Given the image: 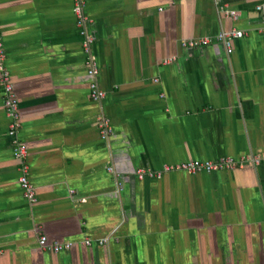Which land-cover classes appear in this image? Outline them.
<instances>
[{
    "label": "crops",
    "instance_id": "crops-1",
    "mask_svg": "<svg viewBox=\"0 0 264 264\" xmlns=\"http://www.w3.org/2000/svg\"><path fill=\"white\" fill-rule=\"evenodd\" d=\"M86 2L101 101L73 0H0L19 106L12 135L0 71V264H264V160L138 177L263 156L264 0ZM233 30L245 37L230 54L215 38ZM204 36L213 43L182 45ZM18 143L37 203L20 183ZM42 234L71 249L40 247Z\"/></svg>",
    "mask_w": 264,
    "mask_h": 264
},
{
    "label": "built area",
    "instance_id": "built-area-1",
    "mask_svg": "<svg viewBox=\"0 0 264 264\" xmlns=\"http://www.w3.org/2000/svg\"><path fill=\"white\" fill-rule=\"evenodd\" d=\"M86 0H73V12L76 17V23L80 30V34L82 37V51L86 56V66L87 73L91 76L90 81V96L94 101H101L105 99L107 93L104 89L101 88L97 81V76L99 74V68L97 67L96 59L92 52V37L87 31V22L89 21L86 16L85 8H86ZM219 12L224 16H231L234 18H238L240 13L237 11H233L229 4H221L219 5ZM245 37V32H241L238 30H233L229 32H221L219 33L215 40L221 44H223L230 54L234 52V41L236 39H240ZM213 43V39L209 36H204L196 39H189L183 42V46L187 48H199L211 45ZM0 71H1V86L3 89V93L5 95L4 102L5 107L7 109V113L9 118L12 120L11 134L13 135L15 131L19 127V106L18 100L15 96L12 79L10 71L6 65V50L4 37L1 30L0 25ZM100 125L102 129H104V134H108V130L110 129V119L102 116L100 119ZM28 149L26 146L18 143L17 156L22 162V175L20 177V183L23 187L25 197L33 203L38 202L37 193L35 188L31 182V178L29 175L30 166L27 163L28 159ZM264 160L263 156L254 155L250 158H243L241 160H237L235 158L223 157L216 161H191V162H182L179 164L165 165L160 172H154L149 169H143L138 171V177L140 180H144L147 177L160 179L164 174L173 173V172H183L187 174H199V173H215V172H223V171H232L236 169H244L247 163L252 162L253 164H260L261 161ZM71 244L67 245H59L54 244L52 246H48L47 236L45 234L40 235V247L51 250L55 253H60L64 251H69L71 249Z\"/></svg>",
    "mask_w": 264,
    "mask_h": 264
}]
</instances>
